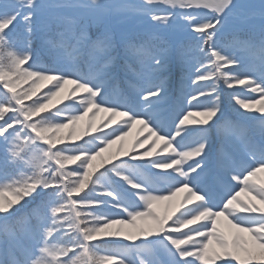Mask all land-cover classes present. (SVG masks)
Segmentation results:
<instances>
[{
    "label": "snow or ice",
    "instance_id": "6c2138e0",
    "mask_svg": "<svg viewBox=\"0 0 264 264\" xmlns=\"http://www.w3.org/2000/svg\"><path fill=\"white\" fill-rule=\"evenodd\" d=\"M260 176L264 0H0V264H264Z\"/></svg>",
    "mask_w": 264,
    "mask_h": 264
},
{
    "label": "rangeland",
    "instance_id": "374dc122",
    "mask_svg": "<svg viewBox=\"0 0 264 264\" xmlns=\"http://www.w3.org/2000/svg\"><path fill=\"white\" fill-rule=\"evenodd\" d=\"M179 38H182L181 37V35L179 34V33H177L176 34ZM191 86H193L192 84H191ZM252 95H257V94H254V93H252ZM257 98H258V95H257ZM195 103V102H194ZM184 107L187 109V108H189V106L187 105V104H185L184 105ZM190 110L191 111H193V112H195L197 109L196 108H190ZM170 112L168 111V110H164V112H163V118L164 119H166V120H168L169 118H170V120L173 118V115H174V113H172L170 116ZM199 117H196V116H194L193 117V119H198ZM169 120V121H170ZM140 125H137L136 127H137V132H134V133H136L135 135H136V137H138L137 136V134H138V131H139V129H140V127H139ZM147 134H146V132H140L139 133V137H143V139H144V137L146 136ZM130 140H132V139H128V141H130ZM121 141H118V143L117 144H115V145H113L112 146V149L111 150H115L118 146H119V143H120ZM258 178H260V179H264V176H260V177H258ZM181 195H183V194H181ZM242 199H244V197L242 198ZM156 210L157 211H160V212H162V213H164L165 211H170L171 209L170 208H168L167 207V205H166V203H161V204H158V205H156Z\"/></svg>",
    "mask_w": 264,
    "mask_h": 264
},
{
    "label": "trees",
    "instance_id": "16d2710c",
    "mask_svg": "<svg viewBox=\"0 0 264 264\" xmlns=\"http://www.w3.org/2000/svg\"><path fill=\"white\" fill-rule=\"evenodd\" d=\"M224 39L227 40V39H228V36L224 37ZM49 86H50V85H49ZM20 87H21V88H27L28 85H27V84H22ZM46 91H47L46 88H42L41 91H40V93H38V94H43V93L46 92ZM226 92H227V90H226ZM33 99H35V97H33ZM26 103H30V101H26ZM78 127H79V126H78ZM66 131H67V130H65V132H66Z\"/></svg>",
    "mask_w": 264,
    "mask_h": 264
}]
</instances>
